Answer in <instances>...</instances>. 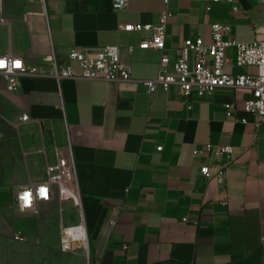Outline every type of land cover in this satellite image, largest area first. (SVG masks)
<instances>
[{
  "label": "crops",
  "instance_id": "obj_1",
  "mask_svg": "<svg viewBox=\"0 0 264 264\" xmlns=\"http://www.w3.org/2000/svg\"><path fill=\"white\" fill-rule=\"evenodd\" d=\"M164 9L163 0H127L122 11L114 0H0V56L21 57L40 72H52L49 58L65 63L75 49L134 47L125 82L25 74L11 91L0 73V236L14 237L13 247L62 253V226L83 220L90 264H264V124L257 128L244 110L245 90L205 98H185L177 87L148 92L143 81L157 77L161 54L139 47L146 33L122 26L157 23ZM169 9L174 56L187 38L211 42L214 22L230 24L238 42L264 38V0H170ZM228 57V72H254L235 66L233 49ZM205 144L234 147L223 187L200 175L201 166L217 172L227 161L213 152L195 157ZM68 145L81 209L67 202L62 213L54 196L20 211L17 192L44 182L46 164ZM27 260L41 264L19 256L10 264Z\"/></svg>",
  "mask_w": 264,
  "mask_h": 264
},
{
  "label": "built area",
  "instance_id": "obj_2",
  "mask_svg": "<svg viewBox=\"0 0 264 264\" xmlns=\"http://www.w3.org/2000/svg\"><path fill=\"white\" fill-rule=\"evenodd\" d=\"M218 2L220 0H211ZM235 4L237 0H226ZM165 9L157 23H129L122 26L128 32L145 34L139 44L141 49H154L161 54L157 77L144 80L148 92L155 94L159 86L167 91L177 87L181 96L188 98L194 93L199 98L212 96L222 88L245 90L248 97L244 101V110L256 116L255 126L264 124V38H256L252 42H238L231 37L232 27L223 22L211 25V42H205L201 36L187 38L178 49V56L171 54L167 48V26L172 12L169 9L170 0H163ZM127 7V0H114V9L122 11ZM236 9V7H234ZM235 51V66L253 68L254 72L233 74L226 70L230 59L228 50ZM134 50L129 46L123 50L120 46H106L97 52L75 49L68 55L65 63H59L55 57L48 60L53 64L52 72H40L36 66L25 63L21 57L7 54L0 56V73L7 77V88L18 90L21 75L50 76L60 81L65 78H84L106 82H125L132 78V66L127 56ZM76 62L81 73H75L72 63ZM232 103L226 104L227 114L231 115ZM29 116L22 117L28 121ZM247 123L246 119L242 120ZM159 146L157 151H162ZM216 153L227 159L226 163L214 172L209 165L200 167V175L205 181L216 180L220 186L227 182V168L234 158V147L230 145L205 144L196 148L195 157L204 153ZM47 179L41 183H33L22 187L16 194L15 200L20 211H35L40 202L50 201L56 196L63 205L71 202L78 210L81 200L78 186L76 162L70 145L60 147L56 151V161L46 164ZM115 221L110 222L113 226ZM20 237H16L19 239ZM21 239V238H20ZM86 225L83 220L79 223L61 228L60 244L64 252L80 248L89 258L90 244Z\"/></svg>",
  "mask_w": 264,
  "mask_h": 264
},
{
  "label": "rangeland",
  "instance_id": "obj_3",
  "mask_svg": "<svg viewBox=\"0 0 264 264\" xmlns=\"http://www.w3.org/2000/svg\"><path fill=\"white\" fill-rule=\"evenodd\" d=\"M13 239L15 238L13 237ZM13 239L0 236V264H10V257L14 256L25 258L40 257L41 264H90L89 258L80 248L67 252H64L61 248L62 253L55 249L15 248L11 244ZM25 264H34V262L30 263L27 260Z\"/></svg>",
  "mask_w": 264,
  "mask_h": 264
}]
</instances>
